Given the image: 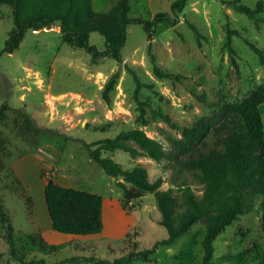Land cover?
Returning <instances> with one entry per match:
<instances>
[{
  "label": "rangeland",
  "instance_id": "obj_1",
  "mask_svg": "<svg viewBox=\"0 0 264 264\" xmlns=\"http://www.w3.org/2000/svg\"><path fill=\"white\" fill-rule=\"evenodd\" d=\"M119 1L93 0L94 10L107 13ZM176 1L130 0V17L153 20L158 13L173 15ZM225 1L233 0H191L179 14L180 22L158 24L151 41L141 25H131L121 62L109 57L94 62L92 54L62 41L59 23L28 31L17 51L0 57V111L8 107L0 120V195L13 217L17 259L97 264L71 260L114 261L169 238L154 193L127 202L119 182L90 158L84 143L139 128L162 145L165 156L160 161L148 156L133 159L118 151L111 154L114 160L126 169L142 164L152 182L162 178V190L171 189L179 202L177 215L185 210L186 186L202 198V186L173 160V141L182 139L183 130L199 118L211 116L225 103L243 100L264 83V66L247 44L264 50V13L252 19ZM259 1L264 0H240L250 8ZM190 23L200 31L201 44ZM13 29V9L0 3V52ZM229 30L240 33L232 36L233 55L226 47ZM90 41L100 51L106 49L99 33ZM152 57L165 73L181 78L156 77ZM115 74L118 81L107 101L105 87ZM137 81L144 87L139 89ZM142 107L145 124L140 120ZM222 139L213 132L190 156L212 147L223 151ZM50 180L101 195L103 231L78 236L55 232L44 194ZM205 233V224L199 222L171 246H160L156 263L133 264H202ZM2 234L0 223V264H24L12 257ZM214 248L211 264H258L264 250L258 201L253 212L217 236Z\"/></svg>",
  "mask_w": 264,
  "mask_h": 264
},
{
  "label": "trees",
  "instance_id": "obj_2",
  "mask_svg": "<svg viewBox=\"0 0 264 264\" xmlns=\"http://www.w3.org/2000/svg\"><path fill=\"white\" fill-rule=\"evenodd\" d=\"M191 0H178L173 6V15L158 13L153 20L131 18L130 0H120L107 13L94 10L93 0H0L13 9L14 29L0 57L17 51L24 41L28 31H40L60 24L62 41L73 48L83 49L92 54L93 61L109 57L122 61V51L128 38L131 25H141L148 40L155 35L158 24L177 25L179 14L184 11ZM225 4L246 14L252 19H258L264 13V1H259L254 8L241 4L240 0L225 1ZM195 31L198 43L202 35L198 28L190 23ZM226 47L233 55L232 36L238 31L229 30ZM93 33H99L105 38L106 49L100 51L91 44ZM250 49L259 56L264 66V50L247 41ZM154 73L159 79H180L170 73H165L152 57ZM118 75H113L107 83L104 98L110 101V93L114 90ZM138 88L144 87L140 81ZM264 104V83L258 85L246 98L240 101L225 103L211 116L199 118L193 125L183 130V137L174 140L176 154L173 160L182 170L191 173L203 188V196L198 199L189 186L183 191L185 210L177 215L180 207L171 189L162 190V178L150 181L147 169L142 164H136L132 169H126L111 156L118 151L124 152L133 159L148 156L160 161L165 151L160 143L149 138L145 131L136 128L121 132L116 137L106 138L93 143H84L90 158L100 165L110 177L116 179L124 189L127 202L142 199L146 193H154L156 204L162 213L161 224L167 228L169 238L156 244L153 249L134 251L114 261H106L96 257L74 259L73 262L87 261L97 264H133L135 261L156 263L154 257L160 246H171L182 235L188 233L199 222L206 227L204 237V258L202 264H211L214 255V241L217 236L242 216L254 211L257 201L261 212V229L264 235V122L260 112ZM5 105L3 110H7ZM0 111V120L5 117ZM140 120L143 124L145 109L141 108ZM22 116L25 115L19 112ZM27 118V117H26ZM31 123L30 119H26ZM213 132L222 134L223 151L212 147L207 151H199L202 144ZM131 186L127 187L121 178ZM48 213L55 232L65 235H94L103 231L104 199L101 195L79 191L62 186L53 180L47 182L44 190ZM175 218L179 223L175 225ZM0 223L3 229L2 238L10 246L12 257L15 253V232L13 217L4 198L0 195ZM68 261L56 264H65ZM24 264H46L44 261H31ZM258 264H264V250Z\"/></svg>",
  "mask_w": 264,
  "mask_h": 264
},
{
  "label": "crops",
  "instance_id": "obj_3",
  "mask_svg": "<svg viewBox=\"0 0 264 264\" xmlns=\"http://www.w3.org/2000/svg\"><path fill=\"white\" fill-rule=\"evenodd\" d=\"M93 7H94V3H93ZM263 110H264V104L261 105V107H260V112H261V115H262V119H263ZM263 122H264V119H263ZM45 187H46V185H45Z\"/></svg>",
  "mask_w": 264,
  "mask_h": 264
},
{
  "label": "water",
  "instance_id": "obj_4",
  "mask_svg": "<svg viewBox=\"0 0 264 264\" xmlns=\"http://www.w3.org/2000/svg\"><path fill=\"white\" fill-rule=\"evenodd\" d=\"M121 179H123V180H124V177H122Z\"/></svg>",
  "mask_w": 264,
  "mask_h": 264
}]
</instances>
